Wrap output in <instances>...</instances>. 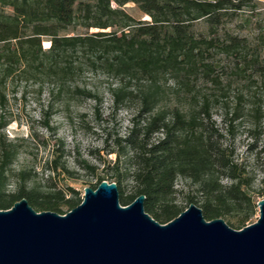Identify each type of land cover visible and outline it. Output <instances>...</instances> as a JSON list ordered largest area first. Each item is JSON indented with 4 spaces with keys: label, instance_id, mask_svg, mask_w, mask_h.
I'll return each instance as SVG.
<instances>
[{
    "label": "trees",
    "instance_id": "obj_1",
    "mask_svg": "<svg viewBox=\"0 0 264 264\" xmlns=\"http://www.w3.org/2000/svg\"><path fill=\"white\" fill-rule=\"evenodd\" d=\"M6 2L13 16L8 20L0 19V43L6 48V53L0 55L5 61L2 78L22 64L35 65L38 72L54 80L67 77L72 64L65 62V56L79 50L83 55L95 57V61L90 62L92 68L96 69L99 63L108 73L121 79H152L159 73L183 72L188 77L201 75L204 81L223 91L220 77L213 76L215 68L206 62L215 38L197 39L190 28L192 22L204 18L209 33L216 34V26L224 17L221 11L231 4L230 0H94L93 4L81 0H0L2 5ZM112 2L117 7L112 8ZM128 2L136 4L150 21H136L124 12L121 7ZM80 17L81 25L87 30L116 27L119 32H99L84 37L60 35ZM44 38L50 42L45 51L41 49ZM220 47L225 54L239 56L246 49L243 41L235 37H228ZM241 61L243 68L239 71H251L247 76L250 79L257 76L255 84L262 90L263 102L264 63L260 62L259 55L248 60L244 54ZM87 95L92 97L90 92ZM113 96L115 107L123 104L125 98L118 91H113ZM237 98L239 102L243 99L241 95ZM191 100L197 110L186 118L177 109L154 113L156 95L144 94L126 135L115 137L106 146L105 154L115 157L106 167L111 182L117 185L119 203L127 206L143 195L144 211L159 224H166L183 212L173 203L175 181L182 177L197 186V195L189 198V202L201 209L205 220L238 215L237 226L242 228L254 215L255 205L245 191L252 183L251 178L234 160L231 139L234 137L233 122L237 118L224 120V133L214 126L210 111L213 104L227 109V103L218 101L217 96L211 100L204 93L192 96ZM239 102L237 105H241ZM236 112L237 109L232 115ZM250 147L251 152L256 151L257 166L264 174V146L259 150L253 145ZM14 156L15 146L0 141V210H7L25 199L36 212L61 215L58 200L70 210L80 204L79 200L64 199L59 193H26L20 187L13 193H5L7 173ZM20 179H24L23 173ZM222 180L230 183L222 184ZM126 181L131 186L128 196L121 190ZM260 184L264 195V177Z\"/></svg>",
    "mask_w": 264,
    "mask_h": 264
},
{
    "label": "rangeland",
    "instance_id": "obj_2",
    "mask_svg": "<svg viewBox=\"0 0 264 264\" xmlns=\"http://www.w3.org/2000/svg\"><path fill=\"white\" fill-rule=\"evenodd\" d=\"M94 3V0H81ZM222 9L224 17L216 26V34L209 33V25L204 18L192 22L190 31L197 39L215 38L214 47L208 52L206 62L215 68L213 76H219L223 91H218L212 83L206 82L201 75L197 77L178 74L159 73L152 79H121L108 73L99 63L96 69L91 67L93 56H86L81 51L68 52L65 62L72 64L71 73L64 78L54 80L36 70L35 65L22 64L12 68L13 73L3 77L5 62L0 58V141L15 146V156L8 170L5 193H13L19 187L24 192L39 195L62 194L64 199L79 200L81 203L84 188H95L101 179L108 183L110 171L107 162H113L114 155H106V146L115 137H124L130 127L132 116L141 107L144 94L156 95L153 112H169L177 109L189 118L197 110L191 97L204 93L214 100L225 101L227 109L213 104L210 115L214 126L225 133V121L237 118L233 122L234 160L244 168L251 178L250 187L245 191L255 205L254 215L243 227L255 223L258 219L256 203L264 199L260 181L264 177L257 166L255 152L264 146V101L257 76L247 78L243 68L242 56L249 60L259 55L264 63V0H230ZM112 8L117 7L113 2ZM239 6V7H238ZM136 21L149 22L150 18L141 12L138 6L128 2L121 7ZM13 16L10 6L0 4V19L8 20ZM10 21V20H9ZM82 19L61 32V36H82L93 33L119 32L116 27L100 30L86 29ZM235 37L243 41L246 49L239 54H225L220 45ZM42 39L41 49L45 51ZM11 43V48L14 47ZM50 46V42H49ZM5 47L0 43V55ZM62 65V64H61ZM118 91L125 98L123 104L115 107L113 91ZM87 92L92 97H88ZM223 94V95H222ZM242 96L239 102L237 96ZM241 105H237V103ZM260 106V107H259ZM260 108V111H259ZM237 109L235 115L233 111ZM235 116V117H234ZM105 162V163H104ZM87 166L93 168L89 170ZM24 179H20V174ZM230 181L222 180V184ZM176 193L173 203L183 211L192 204L189 198L196 196L197 186L189 180L177 177L174 186ZM122 194H131L129 181L122 185ZM61 215L70 208L61 200L57 201ZM56 213V212H55ZM238 215L222 219L233 230L237 226Z\"/></svg>",
    "mask_w": 264,
    "mask_h": 264
},
{
    "label": "water",
    "instance_id": "obj_3",
    "mask_svg": "<svg viewBox=\"0 0 264 264\" xmlns=\"http://www.w3.org/2000/svg\"><path fill=\"white\" fill-rule=\"evenodd\" d=\"M143 195L119 203L115 183L84 188L64 215L36 212L25 199L0 210V264H264V199L255 223L233 230L190 204L159 224Z\"/></svg>",
    "mask_w": 264,
    "mask_h": 264
},
{
    "label": "bare ground",
    "instance_id": "obj_4",
    "mask_svg": "<svg viewBox=\"0 0 264 264\" xmlns=\"http://www.w3.org/2000/svg\"><path fill=\"white\" fill-rule=\"evenodd\" d=\"M44 47L48 48L49 47V42H44Z\"/></svg>",
    "mask_w": 264,
    "mask_h": 264
}]
</instances>
